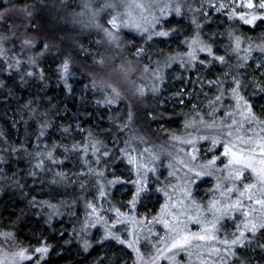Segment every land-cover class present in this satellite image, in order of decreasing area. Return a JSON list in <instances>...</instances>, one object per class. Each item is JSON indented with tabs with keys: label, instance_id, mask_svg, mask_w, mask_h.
Segmentation results:
<instances>
[{
	"label": "trees",
	"instance_id": "16d2710c",
	"mask_svg": "<svg viewBox=\"0 0 264 264\" xmlns=\"http://www.w3.org/2000/svg\"><path fill=\"white\" fill-rule=\"evenodd\" d=\"M82 1L99 11L107 23V9L99 0H0V13H4L0 17V48L4 49L0 54V252L13 254L27 248L33 255L31 261L25 262L28 264H36L38 254L34 249L42 245L48 247V252L39 264L112 262V254H99L90 241L82 242L89 237L81 232L89 211L87 193L90 188L101 189L102 197L115 204L117 199L109 182L116 177L107 169L121 167L122 176L131 169L132 152L127 144L134 146V127L155 141L161 140L163 134L184 136L181 129L188 119L198 115L204 106H216L217 97H211L213 87L226 96L235 87L234 80L241 82L239 92L245 99H264V68L254 69L252 65L253 57H264L258 47L264 45V20L245 25L214 12L216 8L209 7L210 3L201 9L192 0H176L181 17L170 16L159 25L160 30L169 32L167 37L137 41L128 30L118 32L120 60L127 54L134 66L149 68L145 76L158 74L162 79L158 91H145L140 96L136 89L143 86L134 77V95L128 97L122 92L116 103H104L105 96L110 97L112 92L98 78L101 64L94 62V58H106L101 51V34L71 24L79 17ZM210 2L217 7L221 4L220 0ZM206 8L208 14L204 15ZM197 33L211 45L214 54L225 56L226 63L212 61L203 53L196 55L193 64H186L187 44ZM237 36L241 38L239 49L235 48ZM25 40L32 41V45H26ZM45 43L50 45L49 50L44 49ZM86 46L92 53H87ZM137 48L144 51L133 55ZM65 58L71 61L68 88L58 73ZM28 72L34 75L28 76ZM199 79H207L211 89H200ZM114 87L121 93L119 87ZM168 89L171 93L167 96ZM124 90L131 91L128 86ZM197 96L202 99L197 101ZM260 111L264 112V108ZM160 140L157 146L166 148L168 143ZM92 144L96 145L95 152ZM48 152L55 163L48 158ZM39 163L42 167L36 166ZM90 166H94L96 174L89 172ZM163 167L164 162L160 163ZM195 188L194 201H204L210 195V189ZM201 192L207 196L201 198ZM130 200L129 193L123 195V202ZM154 203H149L151 211L158 205ZM224 223H220L221 233L215 231L214 243L226 256L216 264H264V229H258L255 236L251 234L242 243L244 250L241 244L232 246L235 254L231 255L227 253L229 246L222 241L234 238L230 235L234 227L227 230ZM5 233L12 235L6 237ZM111 244L120 246L131 257L123 244L117 245L114 239Z\"/></svg>",
	"mask_w": 264,
	"mask_h": 264
},
{
	"label": "rangeland",
	"instance_id": "374dc122",
	"mask_svg": "<svg viewBox=\"0 0 264 264\" xmlns=\"http://www.w3.org/2000/svg\"><path fill=\"white\" fill-rule=\"evenodd\" d=\"M192 1L197 3L194 5L203 9L205 7V3L209 4L211 3L210 1L213 0ZM99 2L102 6L108 3L116 5L115 9L106 8L107 14L109 15L108 20L112 15L116 14V12H130L143 27L149 28V31L152 30L150 24L139 19L141 15V9L135 7L136 3H143L150 6L149 11L143 13L144 16L148 17L149 22L152 19V15L158 17L160 16V8L163 7V5L169 4L174 9L177 4L176 0H99ZM254 2L259 3V0H254ZM220 3H224L226 5L224 11H217L215 9L214 12H219L221 15H228V12L232 10V7H234L232 0H220ZM208 10L209 9L206 8L203 11L204 15L208 12ZM237 11L244 12L248 10L237 9ZM257 11L259 10L257 9ZM79 13V17L76 20H73L71 23L73 26H81L85 29H93V31L95 30L97 33L101 34L97 35H99L102 39L101 45L103 47H101V45L98 46L101 47L102 55H104L106 58H104V63L99 67L100 74L98 75L100 76L97 77L102 80L104 87L108 88V90H111L108 85H111L112 87L117 86L121 89V94L123 92L125 96L130 97L131 95H134V77L136 79V83H142L140 86H143L147 93H152L151 89L154 85H156L158 88L161 86L162 79L156 80V75L152 76L153 74H150L151 76H145V73H147L144 71L145 67L141 65L134 66V60L130 59L127 54L123 55V60L125 61L120 60L119 57L120 53L122 52L120 49L122 44L120 42L121 33L118 35V32L121 29L128 30V32L132 33V36L137 41H140L141 39L146 40L147 33L142 34L134 28L121 27L117 32L119 37L118 42L109 43L108 38L103 32L104 27H111L108 24V20L107 23L104 22L100 18L99 11L97 12L93 10V8L90 5H86L84 1L81 3ZM170 16L181 17V15L177 16L175 11H172L166 17L162 18L161 21L163 19L169 18ZM160 24L156 26V31H160ZM97 25L102 27H97ZM93 35L95 36V34ZM153 38L160 37L153 35ZM217 38L219 39V37ZM188 44L187 53L189 52ZM85 49L87 53H92L90 47L86 46ZM137 49L133 50V55L137 54ZM203 53L205 54L206 52H200L198 50L196 51V55ZM147 60H150V58L148 57ZM185 60H187L186 64H193V61H189L187 54ZM194 61L197 60L195 59ZM252 65L254 69H257L258 65L261 68H264L263 55L260 54L253 57ZM259 71L262 72V69ZM196 75L198 76V74ZM198 81L200 89H211V85L208 84L207 79H199ZM127 86L131 91L127 92L124 90L127 88ZM170 93V89H168L167 96ZM218 96L220 97L219 100L215 98ZM211 97H213V100H217L216 106L215 104H212L213 107L210 111L209 108L212 105L208 108L207 106L202 107V104L200 106L202 107L199 110L200 112L197 113L198 115H195L193 118L188 119L187 122L184 123V127L181 129L185 131L184 136L176 135L172 137H166L167 134L160 136L161 140H158L168 143L166 148L157 146L156 141L158 140L155 141L151 136L140 134L134 127V146L132 144L130 145V143L127 144L129 151L132 152L133 162L130 163L131 169L128 168L125 170L123 176L120 174L122 169L121 167L116 169L114 167H109L107 169V173H114L113 175L116 177L115 179L120 178L119 180L123 181L112 183L110 185L112 193H115V197L117 199L114 205H112L113 203H109L110 200L100 195L101 189L97 190L95 188H90L88 190L87 198L90 199V203L96 208L97 211L93 213L92 209L88 207L89 211L85 215V227L81 230V232L84 234L87 233L89 237H87V239H83L82 242L84 243L85 241H90L92 243V247H96V251L99 254L101 252L112 254V262L107 263V260L106 264H174L175 261V264H205L206 261L208 264H216L220 261V259L224 258L226 254L222 251H219L218 253H210V249L212 248H218L221 250V248L218 247L216 243H214V240L191 239L190 246L186 248L172 249L171 251L164 249L167 245L171 244L172 238L176 235V231L181 232V234H204L202 233V229L211 228L212 222H215L216 231L221 233L219 227L223 220L225 221L224 225H226L227 230H232L231 226L234 227L233 232L230 233L231 237L239 236L240 231H245V238L243 240L244 242L246 239H249L250 235L252 234L250 231L245 229V223L252 221L254 218L257 221L264 219V217L260 216L259 205H253L257 211L251 212L248 217H245L242 214L243 211H250L248 208L250 202L246 197L240 198L244 205L243 208L238 207L236 209H222V212H217L215 216L213 215L212 210L209 208L210 201L217 200L221 201L222 204H231L239 196L238 192L236 191L227 193L224 191V186H232L235 183L239 188H243V184L237 181L223 178L217 180V177H222L221 171L213 169V175L196 178L195 183L190 185L185 184L186 174L187 176L192 175L191 173H188L187 169L184 167V163L191 161V157L186 155V152L191 151L192 145L181 143V140L193 139L195 141V147L199 150L196 153L199 158L198 162H204L207 159H211L213 155L220 156V159L217 161L218 168L223 170V176H227V170L224 169V164L227 163L228 158L220 155L224 151L223 141L235 139V137L238 136H244L245 138L249 136L254 137L257 133L264 135V132H261V129H264V124L257 123L256 121L249 122L250 118H244L247 115V112L246 109H244L243 102H241L240 110H237L232 91H228L227 95L225 96L221 93L218 94V90L213 87ZM205 98L207 97H204L203 100H206ZM196 99L197 101H200L202 98L197 96ZM245 100L249 106H253L251 107L252 111L258 120L264 121V112L260 111L264 108V99ZM214 108L215 111L213 112ZM241 111L244 112V116L241 115ZM229 112L233 113V115H226V113ZM200 114H203L204 116H210L209 118H206L201 117ZM201 119L204 120V123L200 122ZM233 120L237 122L236 124H233L231 129L233 132V137L230 138L226 135L222 136V132H227L229 130L227 128H223L222 124L225 122L227 124H232ZM213 121H215L216 126L210 128L208 125L212 124ZM186 123L189 125L187 128L185 127ZM241 124L244 125L242 129L240 128ZM249 129L254 131H250ZM200 136H207L209 139H197V137ZM173 137H178L179 139H174ZM212 137H219L220 141L215 145L214 149L211 140ZM241 146L244 147L245 145ZM157 149L159 151H157ZM210 149L213 150L210 151ZM259 159V155L257 154L255 160L257 168L261 167ZM221 161H223V163H221ZM163 162L165 163V167L160 168V163ZM138 165H142L143 167L137 168ZM89 172L91 174H96L94 166H90ZM170 172L173 173L171 176L169 175ZM245 175L248 177V182H253L254 178L250 169L245 170ZM138 178H143L142 187L144 188V191L141 192L135 203V206L133 207L130 203L123 202L122 197L126 193H129L132 200L133 194L136 192L137 188V184L135 182L138 180ZM79 181H81V179ZM111 181H114V179ZM218 183L221 185L220 189H216V185ZM115 185H118V187L115 188ZM197 186L203 187L207 190L210 189L211 191L210 195H208V198H205L204 201H194V197L197 196V190L195 188ZM185 187H188L191 193L190 196L185 195ZM222 192H224L223 195L221 194ZM158 193L160 194L159 196L156 195ZM199 195L201 198H204L205 195L207 196V194L204 192H201ZM192 196L194 197L192 198ZM180 201H183V203H180ZM154 202H156L158 205L155 210L151 211L149 203L153 204ZM138 204L139 207H136ZM115 209H119L121 213L126 215L119 217L123 223H117L115 227H113V221L117 220V216L114 211ZM190 216L193 219H189ZM97 217H99V219H97ZM196 220L199 222H195ZM165 221L168 223V227H165ZM177 221H180V223H177ZM173 228L176 231L170 230ZM106 230L114 233L116 236L120 237V239L126 241V243L123 245L126 247L127 251H130L131 257L128 256L129 254L127 255L124 250L120 248V246L111 244V241L114 238L109 237L108 239H103ZM129 233H131V235ZM84 236L85 235H83V237ZM217 239L219 240L218 237ZM128 242H132V248L128 247ZM116 244L122 245L117 240ZM245 248L246 246L243 244L241 250H244ZM133 249L139 250V255L143 257L142 261L138 260V253ZM157 249L164 250L162 256L157 252ZM158 256L160 257L159 259H154ZM0 261H3V264H20L18 257H14L13 254H5L3 252H0ZM25 262L26 261H24L23 264H28Z\"/></svg>",
	"mask_w": 264,
	"mask_h": 264
},
{
	"label": "snow or ice",
	"instance_id": "6c2138e0",
	"mask_svg": "<svg viewBox=\"0 0 264 264\" xmlns=\"http://www.w3.org/2000/svg\"><path fill=\"white\" fill-rule=\"evenodd\" d=\"M232 4L234 7H232V10L228 12V19H238L245 25H255L257 20H264V0H259V3H255L254 0H232ZM105 8H116V5L108 3L103 5ZM135 7L141 9V15L140 18L141 20H144L145 22H148L151 27V31H149V28L143 27L138 20L132 16L130 12H125V13H120L116 12V14L112 15L111 18L108 20V24L111 26L109 27H104L103 32L105 36L108 38V42H118L119 37L117 35V32L120 30L121 27H130L134 28L138 32L147 33V39L151 40L153 38V35L159 36V37H167L169 35L168 31H156V26L161 23V19L166 17L168 14H170L172 11H175L177 16L181 15V7L180 5H176L175 8L173 9L169 4L163 5V7L160 8V16H155L152 15V19L149 22L148 17L144 16L143 13L146 11H149L150 6L145 5L143 3H136ZM209 7L216 8L217 11H222L223 9L226 8V5L224 3L217 5L210 3ZM237 9H246L248 11L244 12H239ZM257 9L259 11H257ZM26 14L31 16V12H28L26 9ZM4 13H0V17H2ZM207 15V13H205ZM127 17V18H125ZM193 24L196 25L197 29L200 28V25L197 23L195 19L192 21ZM97 27H102L100 25H97ZM235 48L239 49L240 44H241V38L239 36L235 37ZM24 43L26 45H32V41L30 40H25ZM198 46V47H195ZM189 47V52L187 53L189 57V61H194L196 59V51L200 52H206L208 56L212 57V61H219L221 64L226 63V58L223 55H216L213 52V49L210 44L207 42L203 41L199 37V33H197L195 36H193L191 43L188 44ZM261 51H264V45L258 46ZM44 49L49 50L50 45L48 43L44 44ZM144 51L143 48H138L137 49V55L142 53ZM4 52L3 48H0V54ZM43 55V53H41ZM94 62L98 64H103L104 61L103 59L100 60H95ZM17 64L20 63V61L16 62ZM70 59L65 58L63 62L60 64L58 68V73L60 75V78L64 80L65 82V87L68 88L70 87L67 84V76L70 75ZM183 66V64H182ZM11 68L12 65H9ZM259 67V65H258ZM145 72L149 71V68L146 66L144 69ZM227 74V73H225ZM28 76H33V72H28ZM41 78L42 74H41ZM157 80L161 79V77L157 74L155 77ZM93 84L95 86L96 81L93 80ZM235 87L232 88V94H233V99L235 100L236 108L237 110H240L241 108V102H243L244 109H246L247 115L244 117L245 119H249V122L251 121H256L257 123H262L264 124V121L258 120L256 115L253 113L251 106L247 104V101L245 98L240 95L239 89L241 87V82L239 80H234ZM108 87L111 88L112 95L105 96L104 103L108 105H112L117 102V100L120 99L121 93L117 90V88L112 87L111 85H108ZM153 93L158 91V87L154 85L151 89ZM136 92L140 96L145 95V89L144 88H137ZM220 97H217V100H219ZM99 103V101H98ZM195 107V105L193 106ZM215 111V108L213 109V112ZM226 115L231 116L233 113L229 112L226 113ZM241 115L244 116V112L241 111ZM132 119V113L131 111L129 112V122ZM201 123H204V120L201 119ZM237 122L233 120L232 124H227L226 122L222 124L223 128L229 129L227 132H222L221 135H226L228 137H233V132H232V126L233 124H236ZM129 125L128 123L124 124V127L127 128ZM210 128L215 127V121H213L212 124L208 125ZM185 127H189V125L186 123ZM244 127L243 124L240 125V128L242 129ZM123 130V129H121ZM250 131H254L252 129H249ZM67 131V129H65ZM261 132H264V129H261ZM174 139H179L178 137H173ZM199 140H206L209 139L207 136H200L197 137ZM212 145L213 149L215 145L220 142L219 137H212ZM181 143H186L188 145H192L191 151L186 152V155L191 157V161L184 163V167L187 169L188 173H191V176H187L186 174V180L185 184L190 185L192 183H195L196 178H201L204 176H210L213 175V169L217 171L222 172V177H217V180L220 179H228V180H233L237 181L239 183L243 184V188H239L235 183L232 186H224V191L227 193H232L233 191L238 192L239 196L238 198L231 204H222L221 201L217 200H212L210 201L209 208L212 210L213 215L217 212H222V209H236V208H243L244 205L242 203V200L240 198L246 197L247 200L250 202L248 205V208L250 211H243V215L245 217H248L251 212H256L257 209L253 207V205H259L260 208V216L264 217V135H260L257 133L254 137L249 136L245 138L244 136H238L235 137V139H228L223 141V147L224 151L220 154L224 157H227V163L224 164V169L227 170V176H223V170L218 168L217 161L220 159V156L218 155H213L211 159H207L204 162H198L199 158L196 155V153L199 151L195 147V141L193 139H187V140H181ZM241 145H245L242 147ZM77 146H73L75 149ZM91 147L93 148V151L95 152L96 145L92 144ZM213 149H210L212 151ZM85 151H87V148H85ZM257 154L259 155V163L261 167L257 168L255 164L256 156ZM107 155V153H105ZM47 156L49 159L52 158V153L48 152ZM133 159L131 156H129V163H132ZM53 163H55V160L53 159ZM183 163V161H182ZM223 163V161H221ZM37 167H42V163H39L36 165ZM143 167L142 165H138L137 168ZM171 167V165H170ZM250 169L252 174H253V182H248V177L245 175V170ZM173 173L170 172L169 175L171 176ZM57 175L62 176L63 174L58 173ZM99 175H102L99 174ZM139 176V172H138ZM54 183L56 181H53ZM118 182H123L120 181L119 178H117L114 181H111L110 183H118ZM137 184L136 192L133 194L132 200L129 201V203L134 207L137 199L139 198L140 194L142 191H144V188L142 187L143 184V178H138V180L135 182ZM221 185L218 183L216 185V189H220ZM255 190V191H254ZM159 191V190H158ZM185 195L190 196L191 193L188 189V187H185L184 189ZM222 195L224 192L221 193ZM101 196L104 195V192L101 191L100 193ZM180 203H183V201H180ZM219 205V207H218ZM89 208L92 209L93 213H95L97 210L96 208L89 203L88 205ZM163 208V206H162ZM117 216V220L113 221L112 226L115 227L117 223H123L119 219L122 215H126L120 212L119 209L114 210ZM183 214V213H181ZM223 214V213H222ZM99 219V217H97ZM155 219V218H154ZM189 219H193L191 216ZM195 222H199L196 220ZM177 223H180V221H177ZM94 226V225H93ZM165 227H168V223L165 221ZM245 229L247 231H250L253 236H255L256 231L258 229H264V219H260L257 221L255 218L252 221L246 222L244 225ZM172 231H176L174 228L170 229ZM239 230V226H238ZM215 222H212L211 228H205L202 229V233L204 234H196V233H189V234H181V232L176 231V235L172 238V242L170 245H167L164 250L171 251L172 249H181V248H186L190 246V240L191 239H199V240H215ZM131 235V233H129ZM6 237H11V233H5L4 234ZM109 237L116 239L119 243L124 244L126 241L123 239H120V237L116 236L114 233H111L110 231L106 230L105 236L103 239H108ZM245 238V231H240L239 236H234V238L229 241L228 239H225L222 241L223 244L228 245L227 253L234 255L231 251V247L243 243V240ZM128 247L132 248L133 244L132 242H128ZM264 247V245H262ZM138 253V260H143V257L139 255V250L138 249H133ZM161 249H157V252L163 255V251ZM220 250L218 248H212L210 249V253L216 252L218 253ZM48 252V247L46 245H42L40 247H36L34 249V253L38 254L36 258V264H39L40 260L44 258V255ZM14 257L19 258L20 264H23L24 261H31L33 259V255L29 252L27 248H20L17 252L13 253ZM160 257H155L154 259H159ZM0 264H3V261H0Z\"/></svg>",
	"mask_w": 264,
	"mask_h": 264
}]
</instances>
